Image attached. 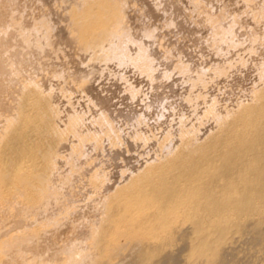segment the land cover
<instances>
[{
    "label": "rangeland",
    "instance_id": "1",
    "mask_svg": "<svg viewBox=\"0 0 264 264\" xmlns=\"http://www.w3.org/2000/svg\"><path fill=\"white\" fill-rule=\"evenodd\" d=\"M74 1L76 0H14L12 7L4 0L1 2L4 9L9 11L7 13L12 12V9L16 12L13 19L18 15L22 17L16 18L14 22L7 19L8 27L0 24V57L2 53L4 64L13 70V75L9 77L12 80L11 88L0 95V264H70L75 253L83 255L80 264H112L113 261V264H131L135 261L137 251L147 247L155 234L148 232L146 237L141 234L131 236L126 232L127 228L123 231L126 221L130 224L138 216L120 205L124 201L120 191L129 189L134 179H143L142 176L153 169L157 172L154 171V174H161L159 178L168 183L161 196L164 199L180 196L183 192L175 188L184 186L183 183L196 185V180L189 174L165 173V168L173 162L190 160V157L201 159L204 152L219 150L212 146L216 141L214 135L218 134L217 138L220 139L221 135L225 137L245 108L255 107L259 109V113L264 110V17L258 19L247 14L249 11L252 14L254 11V14L264 12V0H222V5L242 18L243 24L238 28L240 39H246V33L251 30L256 36L260 35L259 38L263 36V40L256 45L257 50L242 41L236 47L228 49L227 57L216 55L209 47L212 45V41H209V28L202 22L207 20L210 5L213 7L210 0H196L193 6L186 5L185 8L187 21L191 18L188 25L194 26L196 21L201 26L198 34L201 37H198L204 39L203 46L184 40V34L179 29L168 27L162 17L151 21L156 29L158 27L155 41L159 44L155 43L158 51L155 61L158 66L154 77L140 73L134 64L136 48L132 45L128 48L127 61L124 62L114 59L112 55L106 58L100 51H92L93 54L90 51L91 53L84 55L87 51L84 52L74 41L71 26L74 22L73 12L78 10L75 8L78 7L81 11L86 0ZM81 1L82 4H79ZM105 1L97 0L96 4H103ZM113 1L122 2L123 6L126 4L121 12L125 26L128 24L127 28H135V20L138 18L149 19L144 10L145 4L156 5L155 0H141L142 3L136 0ZM109 2L112 5L115 3L111 0ZM159 9L162 11L161 7ZM217 11L214 9L215 15L218 14ZM18 12L22 14H17ZM43 22L47 24L44 25ZM21 28L23 32H27V29L29 31L27 43L22 39ZM175 50L180 51V54ZM187 55H190V60L186 58ZM83 62L90 64L91 69ZM181 64L189 65L190 68L183 73L180 70ZM219 67L224 69L222 73L216 71ZM172 84L175 85L176 95L167 89ZM33 86L36 88H32ZM33 91L39 93L34 94ZM96 96L108 99L110 111L118 119L115 121L117 130L112 131L106 127L101 129L98 120L105 110ZM39 97L54 107L57 116L55 125L64 137L62 143L46 144L53 146L57 157V162L54 161L57 164H54L57 177L51 185L54 188L50 195L52 205L44 206L45 200L42 199L34 209L27 200L29 192L25 187L18 183L12 185L11 182L9 186L6 185L10 189L2 185L5 162L1 153L4 155L7 146L25 144L20 138L21 133L24 135L27 132L25 135L29 134L31 141L38 140L27 123V118L31 116L26 101H33L41 106L40 102H36ZM128 112L137 118L135 123L129 124L120 118ZM72 118L80 122L74 132L69 128ZM14 133L17 134V139L13 137ZM186 135H190V138H185ZM33 152L40 163L41 152ZM29 160L33 159L25 160L24 168L28 166L26 161ZM163 166L164 170L161 169ZM231 167V164L227 166ZM26 170L23 169V172ZM232 173L228 179L220 182L223 185L237 184L234 177L236 173ZM127 197L133 204L139 201L136 193H129ZM113 214L126 220L125 225L121 222L114 227L116 230L118 226V229L125 226L121 230L123 232L114 233L116 244L119 245L117 255H110L111 249L104 254L93 240L95 230ZM184 230L191 232L192 228L189 225ZM257 246L247 245L244 247L245 252L257 253ZM263 252L264 249L261 253Z\"/></svg>",
    "mask_w": 264,
    "mask_h": 264
},
{
    "label": "bare ground",
    "instance_id": "2",
    "mask_svg": "<svg viewBox=\"0 0 264 264\" xmlns=\"http://www.w3.org/2000/svg\"><path fill=\"white\" fill-rule=\"evenodd\" d=\"M4 1L8 5H11V7L14 6V0ZM109 1L107 0L103 4L98 3L99 5H97V0H86L84 6L82 5L83 8L81 7V11L77 6V8L73 6L75 10H79H73L74 22L72 23L71 27L73 34L75 35L74 41L81 46L84 52L87 51V53H84V55L88 54V52L91 53L92 51H100L106 58L112 55L114 59H118L124 62L127 61L128 48L130 45H132L136 48L134 64L136 65L138 70H140V73H146L154 77L157 72L158 66L156 65L155 61L158 52L155 49V43L157 42L155 41V39L157 38L156 35L158 33V27L156 29V26H154L152 22H154L153 20L158 17H162L168 27L174 29L176 28L177 30L179 29V32H182V35L184 34L185 36V38L181 36L184 38V40L187 39L188 41H191L190 43L195 42L197 44H201V46L204 45L203 43L205 41H203L202 43L203 38L200 39L199 37L201 36L198 35L201 32V26L198 25L199 23L197 24L196 21V25L189 26L188 21L191 18H189L187 21L185 12L186 5L193 6L196 0H155V6H151L153 5L152 3L149 6L145 4L144 10L146 11L148 16L147 18L149 19L147 20L144 18H138L137 20H135V28H133L134 26L131 28H127L126 26L128 24H126V26L124 24V19L121 11L126 4L123 6L122 2H112L111 0L112 3L115 2L112 5ZM136 1H140L139 3H142L141 0ZM136 1L135 3H137ZM150 1L152 2V0ZM243 1L245 2L246 0ZM1 2L2 0H0V24H2L3 27H8L7 19H12V22H14L13 20H16V18L18 17L21 18L22 15H18V17L13 19V16L16 12L14 13L12 9V12L7 13L8 10L6 11L4 9L5 6L3 7L1 5ZM82 2L83 1H81V3L79 4H82ZM210 3H213V7L212 5H210L211 9L208 13L207 20L202 23H206V28H209V41H212V45L210 44L209 47H211L214 53L218 56H226V54H228L227 52H229V48L231 49L234 46L236 47L242 41L243 43L246 42L250 44V47H252L253 50H255L254 48H256L257 50V44L263 40V36L259 38L260 35L256 36V33L251 30L248 32L246 31V36H248L246 38L247 40L240 39L241 33L239 34L238 28L243 23L242 18L237 15L238 13L234 14L232 13V11L230 12V9H228L229 7L226 8L224 5H222V0H212V2L210 0ZM159 7H161L162 11H159ZM214 9L218 10V14L215 15V13L213 12ZM254 12L253 14L250 13V11L246 13L251 15V17L253 18L258 17L259 19L264 17L263 11L256 14H254ZM17 14L22 13L18 12ZM247 19L248 18H246V20ZM195 23L192 22V24ZM249 23H252V21ZM46 24L47 23H44V25ZM30 27L27 26V28ZM41 27H43V25ZM28 32L29 31L27 29V32H23L22 36L23 41L26 43L28 42L29 37ZM174 34H176V32H174ZM41 35L43 36V34ZM40 37L41 36L38 37L39 40L41 39ZM39 42H42V40L36 42V44H39ZM43 44H45V42ZM156 44L159 46L158 43ZM49 46L51 45L49 44ZM38 49L40 50V48ZM44 50L46 52V49ZM176 52H179L178 54H180V51ZM190 55H187L188 57H186L189 58V60L191 59V57H193L192 55L190 57ZM93 56L95 57L96 55ZM2 58L3 57L1 53L0 95L5 91L7 92L11 88L12 80L9 77L13 75V70L6 67V65L4 64L5 60ZM83 63L85 64V62ZM189 68V65H180V70L183 73L186 72ZM216 71L218 73H222L224 69L222 67H219ZM32 88L35 89L36 86H33ZM167 89L171 94L176 95L174 84L167 87ZM34 92L35 91H33V93ZM33 93L32 95L34 97V94L39 92H35L34 94ZM41 98L37 99L38 101H36L37 104H39L38 102L42 104H40L41 106L38 105L40 108L36 104H34L33 101H26V103L28 104L27 106L30 107L29 113L31 116L27 118V123L28 125H30L32 133L38 138V140L31 141L29 134L28 136L25 135L27 132L24 133V135H22L23 133H21L20 138L22 137L23 141H25V144H21L22 146H19L17 142L18 145H12L13 147L7 146L4 155L3 153H1V155L4 156L3 161L5 162V171L2 178V185L4 187L6 185L9 186L10 182L12 183V185L13 183H18L19 185L21 184L29 192V194L27 195V200L32 204L33 207H35L34 209H36V207L38 206L37 204H39L42 199L45 200L44 206L52 205L50 195L52 194L54 188L51 185L57 177V173L55 170L57 164L54 163V161L57 162V157L53 151V146L47 145L52 143L54 144V142L62 143L64 137V134L57 130L59 127L57 128L55 125V119H57V116L55 111L53 110L54 107L52 108L51 106H49L47 101ZM33 99H35V97ZM45 99L47 98L45 97ZM96 100L105 110V113L102 114V116L100 115L101 118L98 120L101 129L102 127L103 129L106 127L107 129H110L112 131H114L115 129L117 130L115 121L118 119L110 111L108 99L96 96ZM52 104L50 103V105ZM258 110L259 109L255 107L245 108L240 116L233 122L225 137L224 135H221L220 139L217 138L218 134L217 136L214 135V137H216V141L214 142L215 145H213L212 143L211 144L215 149L219 150H210L208 151V153L204 152V154L201 155V159L190 157V160L188 159L186 161L173 162L169 166H167V168H165L166 170H164V166L166 167V165H164L163 168L161 167L164 172L167 171L165 173H180L181 175L189 174L193 179L196 180V185L192 183H183V185L185 184L184 186L175 188L183 192L180 196H176L170 199H164L161 194L168 187V183L161 180L159 178V175L161 174L156 175L157 172L155 170L154 171L156 173L154 174L153 169L151 170L152 173L150 172L148 174L146 171L147 174H144L143 176L141 175L143 179H134V182L131 183L129 189L120 191L122 198H124V201L119 204L124 207L123 209L133 211L134 215L138 216V219L135 218L136 220H133L131 221V223L129 222L130 224H128V222L124 220L125 218L121 217L120 215L113 214L109 216L103 221L101 227H99L98 230H95L93 234L94 244L99 247V249L104 254L108 253L111 249L112 252L110 255H117L119 245L118 243L116 244L117 238L116 236H114V233H119L125 226H123L122 229L119 228L120 230L118 229L119 226L116 228V230L114 229V227L115 225H120L121 222V224L125 225L126 221L127 225L123 229V231L127 228L126 232L128 233V235L129 233L131 234V236L141 234L146 237V234L148 232H152V234L154 232L155 234L154 238H152V234H150V238L152 239H150V241L148 242V246L144 249L140 248L141 250L139 249V251H137L135 261L133 260L131 264H264V252L261 253L264 249V110H261L263 111L261 113H259ZM120 118H122L129 124L135 123L137 119L134 114L129 112L122 114ZM79 123L80 122L78 119L72 118L69 122L70 131L74 132L76 128L79 127ZM56 134L58 136H56ZM16 135L17 134L15 133L13 135L14 138L16 137L15 139L18 138ZM185 138L189 139L190 135H186ZM13 144H16V142H13ZM59 147L61 146H57V148ZM35 150L41 152L42 160L40 163L36 159L37 156L34 155L33 151ZM30 158L33 160L26 161V163L28 162V166H25L24 168L23 162ZM230 164L232 167L227 168V166ZM23 169L27 170L23 172ZM231 172L236 173V176L234 177L236 178L237 184L229 183L223 185L220 180L228 179V176ZM16 186L19 187L18 185ZM125 191L127 194L125 193ZM129 193H136L138 195L139 201L136 204H133V201L127 197ZM188 224L192 228L191 232H188V230H184L185 226H189ZM127 237L130 238L129 236ZM155 237L157 239H155ZM251 244H256L259 246V249L257 248V253H254L253 251V253L245 252L244 247ZM254 247V250H256V246ZM82 261L83 255L81 253H75L70 264H80ZM34 264L37 263L35 262Z\"/></svg>",
    "mask_w": 264,
    "mask_h": 264
}]
</instances>
